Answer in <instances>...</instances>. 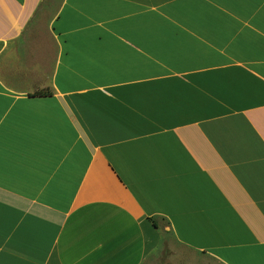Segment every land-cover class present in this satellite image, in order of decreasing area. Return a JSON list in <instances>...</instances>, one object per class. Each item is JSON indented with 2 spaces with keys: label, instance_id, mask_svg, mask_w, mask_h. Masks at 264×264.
<instances>
[{
  "label": "crops",
  "instance_id": "0c3cea01",
  "mask_svg": "<svg viewBox=\"0 0 264 264\" xmlns=\"http://www.w3.org/2000/svg\"><path fill=\"white\" fill-rule=\"evenodd\" d=\"M164 233L264 264V0H0V264Z\"/></svg>",
  "mask_w": 264,
  "mask_h": 264
},
{
  "label": "rangeland",
  "instance_id": "374dc122",
  "mask_svg": "<svg viewBox=\"0 0 264 264\" xmlns=\"http://www.w3.org/2000/svg\"><path fill=\"white\" fill-rule=\"evenodd\" d=\"M143 264H219L180 245L170 233H164L161 246Z\"/></svg>",
  "mask_w": 264,
  "mask_h": 264
},
{
  "label": "trees",
  "instance_id": "16d2710c",
  "mask_svg": "<svg viewBox=\"0 0 264 264\" xmlns=\"http://www.w3.org/2000/svg\"><path fill=\"white\" fill-rule=\"evenodd\" d=\"M156 228H158V225L155 220H151Z\"/></svg>",
  "mask_w": 264,
  "mask_h": 264
}]
</instances>
